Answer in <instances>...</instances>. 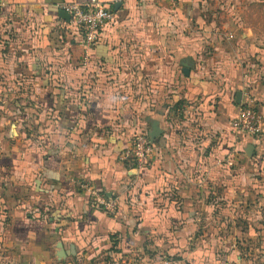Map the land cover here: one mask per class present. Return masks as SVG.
<instances>
[{"label": "crops", "instance_id": "crops-1", "mask_svg": "<svg viewBox=\"0 0 264 264\" xmlns=\"http://www.w3.org/2000/svg\"><path fill=\"white\" fill-rule=\"evenodd\" d=\"M0 1V264H227L226 235L207 228L251 236L255 211L264 226V181L236 169L263 164L253 153L264 144L240 157L201 53L210 36H264L254 22L264 0H118L87 61L58 15L85 0ZM179 80L190 93L175 90ZM181 97L191 102L182 116ZM152 120L162 132L148 164L120 162L132 125L149 132Z\"/></svg>", "mask_w": 264, "mask_h": 264}, {"label": "rangeland", "instance_id": "rangeland-1", "mask_svg": "<svg viewBox=\"0 0 264 264\" xmlns=\"http://www.w3.org/2000/svg\"><path fill=\"white\" fill-rule=\"evenodd\" d=\"M254 22L258 28L262 27L261 25L264 24L263 20L260 19L255 20ZM215 23H218V21L216 20ZM191 24L190 26L193 28L198 27V25H194L193 22ZM175 27L177 28V24H175ZM178 27L181 29L182 25L179 23ZM192 27L190 28L193 29ZM12 29L13 28L10 30ZM63 29L67 32L71 30V28L65 27ZM7 31L8 30L4 33H7ZM217 43L219 44L220 51H215L213 49V45ZM203 44L206 46H204V51L201 53V59H203V57H208V59L205 61L206 64L203 69L204 73L202 72V77L205 78L209 76L212 78L214 83L211 91H218L221 93V97H216L213 101L215 102V105L220 104V112L225 110V108L229 109L226 116L229 125L230 123L232 124L231 116H233L237 110L249 106L254 107V109L261 114L264 125V36L249 35L245 37L240 36V34H235L234 36L221 35L220 37L210 36V38L203 39ZM221 58L229 60L227 62L230 63H220ZM215 61H219L220 64L215 63ZM220 70H222V72H220ZM197 71L198 70H195V72ZM216 72L218 74H216ZM178 76L181 77L180 80L183 79L181 73H178ZM180 80L176 84L175 90L179 91L181 95L184 93H190L191 90H188L186 83L180 82ZM237 92H241L239 102H236ZM179 99L180 100L176 101L175 104L180 105L181 111L179 114L182 116L189 111L190 108L188 109V106L191 102L188 97H181ZM148 128V124L144 126L132 125L130 137H132L134 132L139 130L148 132ZM237 140L242 142L241 149L239 150L240 157H245V155L248 156L245 151V145L255 141L264 144V132L256 136L254 135L253 137L242 136L239 134L237 135ZM261 152H263V150H258V152H254L253 155L255 156V154H258L264 157V153L261 154ZM236 169L238 170V173L242 170L245 175L248 174V178H255V182L257 181L256 183L261 184L264 181V163L259 164L255 162V165H253L249 162L244 163V160L242 161L240 159ZM247 169L253 170L247 172ZM249 184L245 186L249 187ZM260 187H263L262 189H264V184ZM256 202L255 205L257 207L262 206L259 201ZM236 215V212H232V217H236ZM256 216L257 218L255 219L259 226L254 228V233L251 236H246V234H242L240 231L234 233L232 230H228L224 226L221 228H207L210 234L222 233L221 235H226V239L219 246L218 252L221 257H228L227 264H264V226H262L263 222L260 212L255 211L254 217ZM231 220H233V218H231ZM228 253H232L234 256L237 255L240 258H236V256L230 260Z\"/></svg>", "mask_w": 264, "mask_h": 264}, {"label": "built area", "instance_id": "built-area-1", "mask_svg": "<svg viewBox=\"0 0 264 264\" xmlns=\"http://www.w3.org/2000/svg\"><path fill=\"white\" fill-rule=\"evenodd\" d=\"M117 1H73L60 6L61 10L69 15L68 26L81 35L79 42L84 50V61L89 58V50L99 39L101 29L114 21L115 13L112 5ZM3 4L4 2L0 1V5ZM232 122L238 135L253 137L264 132L262 116L252 106L237 110ZM153 146L148 132L139 130L132 134L129 143L120 150L118 159L131 166L143 167L151 158ZM79 186L89 194L94 205L103 212L113 211L115 202L112 199L99 194L85 181H79Z\"/></svg>", "mask_w": 264, "mask_h": 264}, {"label": "water", "instance_id": "water-1", "mask_svg": "<svg viewBox=\"0 0 264 264\" xmlns=\"http://www.w3.org/2000/svg\"><path fill=\"white\" fill-rule=\"evenodd\" d=\"M115 6H116V4H115ZM58 15L66 21L69 20V15L64 10H60ZM181 70L185 75H187V76L189 75L190 68L188 66L187 61H182V69ZM240 97H241V92H237L236 93V102H239ZM161 132H162V130L160 129V127H158V121L152 120L151 130L148 132L150 139L153 141ZM251 150H252V145H249L248 148L246 149V153L248 155H251Z\"/></svg>", "mask_w": 264, "mask_h": 264}, {"label": "trees", "instance_id": "trees-1", "mask_svg": "<svg viewBox=\"0 0 264 264\" xmlns=\"http://www.w3.org/2000/svg\"><path fill=\"white\" fill-rule=\"evenodd\" d=\"M103 211V210H102Z\"/></svg>", "mask_w": 264, "mask_h": 264}]
</instances>
